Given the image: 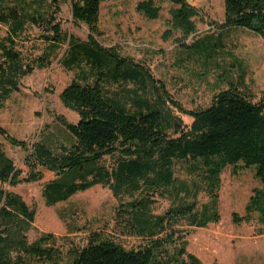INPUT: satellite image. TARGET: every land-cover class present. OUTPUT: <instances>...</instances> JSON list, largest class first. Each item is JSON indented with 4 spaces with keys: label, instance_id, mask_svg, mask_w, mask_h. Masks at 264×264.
I'll return each mask as SVG.
<instances>
[{
    "label": "trees",
    "instance_id": "16d2710c",
    "mask_svg": "<svg viewBox=\"0 0 264 264\" xmlns=\"http://www.w3.org/2000/svg\"><path fill=\"white\" fill-rule=\"evenodd\" d=\"M32 1L30 5L26 0H0V24L10 27L9 34L0 38V109L9 95L19 90L22 77L48 64L44 57L25 61L15 37L30 24L44 26L51 33L42 36L45 40H62L57 8L44 12L39 9L41 0ZM103 1L70 0L73 21L86 24L89 34L81 42L68 37L71 44L64 64L77 74L59 98L78 115V121L71 123L56 116L68 133L64 142L55 144L53 135L40 132L39 139L28 144L0 126V135L25 151L23 163L27 169L23 174L0 143V264H24L27 258L43 264H60L62 260L59 250L48 244L51 234L28 240L35 210L8 189L21 182H37L44 171L55 174L42 189L44 202L50 206L98 184L108 186L115 197L125 187L139 191L141 184L166 189L174 182V160H199L204 167L210 203L198 210L192 201L151 215L150 200L126 202L122 211L127 216L121 217L126 230L142 236L146 243L126 247L92 232L87 244L73 251L69 264H202L188 252L184 232L174 224L177 218H186L189 226L196 227L219 221L217 190L220 174L227 166L232 174L238 167L253 166L262 183L261 189L254 190L246 213L231 214L233 223L249 221L253 212L264 220V93L255 102L230 83L213 95L207 107L184 108L147 65L98 41ZM163 1L174 5L169 9L172 29L179 30L183 37L196 30L198 8L187 0ZM35 3L38 7L31 9ZM223 7L224 26L242 27L264 39V0H223ZM136 10L155 19L161 7L153 0H141ZM183 116L191 121L185 123ZM114 154L119 159L114 170L98 165L104 156ZM169 245L176 247L171 253Z\"/></svg>",
    "mask_w": 264,
    "mask_h": 264
},
{
    "label": "rangeland",
    "instance_id": "374dc122",
    "mask_svg": "<svg viewBox=\"0 0 264 264\" xmlns=\"http://www.w3.org/2000/svg\"><path fill=\"white\" fill-rule=\"evenodd\" d=\"M27 1L30 5L33 2ZM139 1L104 0L101 3L100 35L97 38L102 45L114 46L120 55L147 65L154 77L161 79L186 109L207 107L213 95L226 89L230 83L255 102L261 97L264 93V39L242 27L224 26L223 0H187L200 12L194 18L196 30L187 37L169 25V9L174 5L153 0L161 10L157 18L149 19L136 10ZM36 7L37 3L30 8ZM55 8L62 40H45L42 36L51 33L44 26L30 24L15 37L25 61L34 62L44 57L48 64L22 77L19 90L12 92L0 109V126L28 144L37 141L40 132L53 135L55 144L64 142L68 133L57 115L71 123L78 121V115L63 105L59 94L76 79L77 74L64 64L71 44L68 37L76 42L85 41L89 30L86 24L73 21L70 0L40 1L41 11L50 12ZM9 29V25L0 24V38L7 36ZM167 30H171L169 35ZM182 119L185 123L191 121L187 116ZM0 143L15 166L25 174V151L2 135ZM118 160L117 154L107 155L98 165L111 171ZM172 169L174 182L166 189L141 184V190L135 192L125 187L115 197L108 186L98 184L50 206L44 202L42 189L55 177L52 172L44 171L43 178L37 182H21L8 189L19 194L35 210L28 240L33 241L43 233L51 234L53 237L48 244L62 254L60 264H69L73 251L85 246L92 232L126 247L146 243L142 236L126 230L125 219L121 218L127 216L122 211L126 209L123 205L126 202L141 198L150 200L148 213L151 215L162 214L170 207L192 201L196 202L198 210L202 204L210 203L205 189L204 167L199 160H174ZM261 187L253 166L238 167L235 174L231 173L229 166L225 167L217 190L219 221L193 228L187 224L186 218H177L174 224L175 229L184 232L188 252L199 258L202 264H264V220L260 214L250 213L249 221L237 224L231 218L233 212L239 216L246 213L245 207L254 190ZM174 248L169 245V252ZM36 263L43 264L33 258H27L24 264Z\"/></svg>",
    "mask_w": 264,
    "mask_h": 264
},
{
    "label": "crops",
    "instance_id": "0c3cea01",
    "mask_svg": "<svg viewBox=\"0 0 264 264\" xmlns=\"http://www.w3.org/2000/svg\"><path fill=\"white\" fill-rule=\"evenodd\" d=\"M191 227H193V228H199V227H196V226H191Z\"/></svg>",
    "mask_w": 264,
    "mask_h": 264
}]
</instances>
